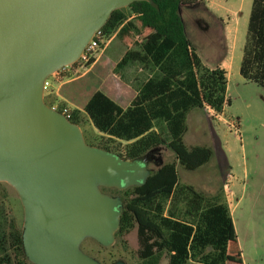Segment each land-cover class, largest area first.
I'll list each match as a JSON object with an SVG mask.
<instances>
[{
	"label": "trees",
	"instance_id": "16d2710c",
	"mask_svg": "<svg viewBox=\"0 0 264 264\" xmlns=\"http://www.w3.org/2000/svg\"><path fill=\"white\" fill-rule=\"evenodd\" d=\"M198 1H135L114 10L99 31L106 36L115 34L122 54L117 53L114 60L101 58L92 74L72 81L76 83L73 88L64 87L66 84L60 88V95L77 107L68 108L71 122L79 126L84 113L100 138L116 142L114 147L108 143L98 147L126 160L146 156L161 145L174 154V161L149 170L141 186L125 190L100 187L122 200L115 236L136 228L140 264H158L162 252L168 256V264H242L222 195L207 196L180 183L176 173L177 165L194 170L212 157L209 147L184 144L187 112L205 109L210 117H216L230 104L226 69L205 65L184 32L179 6ZM112 61L116 71L138 64L152 72L137 86L127 105L117 103L98 87L109 74ZM239 75L264 87V0L251 2ZM64 104L61 102L57 111L62 112ZM4 222L5 213L0 209V254L5 246L1 241L6 233ZM6 234L26 258L22 229L13 226Z\"/></svg>",
	"mask_w": 264,
	"mask_h": 264
},
{
	"label": "water",
	"instance_id": "95a60500",
	"mask_svg": "<svg viewBox=\"0 0 264 264\" xmlns=\"http://www.w3.org/2000/svg\"><path fill=\"white\" fill-rule=\"evenodd\" d=\"M135 1L148 0H0V182L22 205L32 264H101L80 244L110 246L123 204L100 187L141 186L150 173L147 155L126 160L87 144L79 126L43 100L44 80Z\"/></svg>",
	"mask_w": 264,
	"mask_h": 264
},
{
	"label": "rangeland",
	"instance_id": "374dc122",
	"mask_svg": "<svg viewBox=\"0 0 264 264\" xmlns=\"http://www.w3.org/2000/svg\"><path fill=\"white\" fill-rule=\"evenodd\" d=\"M251 2L252 0H199L194 5L179 6L178 12L185 35L202 62L209 67L219 65L227 70V97L230 104L225 107L220 118L210 117L205 109L192 108L187 112L186 131L182 137L184 144L188 147H209L212 157L194 170H186L177 165L176 173L180 183L192 185L207 196H220L231 182L241 184V179L245 180L246 198H251L248 202L252 201V193L256 197V217L260 212L261 201L264 209V194H261L264 187V87L246 81L239 75ZM116 43L117 39L112 37L99 60H114L117 53L122 54V49H118ZM114 62L109 64V74L100 81L98 87L117 103L126 105L135 94L137 86L150 77L152 72L138 64H129L116 71ZM90 74L92 71L86 75ZM74 85L76 83L70 81L64 87L73 88ZM56 86L57 84L53 87L56 89ZM43 100L56 107L64 102L65 107L68 106L71 110L76 108L66 104L58 95L52 96L46 92ZM81 119L79 128L87 144L98 147L108 143L114 147L116 142L100 138L84 113L81 114ZM163 135L165 138V134ZM147 157L149 170H155L161 164L175 159L173 152L165 145L152 149ZM246 203L247 200L244 201L245 205ZM168 206L166 204V208ZM0 209L5 213L3 229L6 233L13 226L23 228V209L18 195L4 182H0ZM261 220L264 228V216ZM6 233L1 240L5 242V246L0 254V264H32L18 253ZM256 244L258 246L255 248L247 247L244 264H264V232ZM138 247L136 228L115 236L114 242L108 247L101 246L91 238L81 243V249L101 264H113L118 260L126 264H140ZM158 264H168L165 252L160 255Z\"/></svg>",
	"mask_w": 264,
	"mask_h": 264
},
{
	"label": "crops",
	"instance_id": "0c3cea01",
	"mask_svg": "<svg viewBox=\"0 0 264 264\" xmlns=\"http://www.w3.org/2000/svg\"><path fill=\"white\" fill-rule=\"evenodd\" d=\"M231 57H232V54H231ZM98 61H99V57L90 65L87 71L80 73V74L74 73L72 75L71 74L72 71H68V72L60 71V76L53 79L51 88L49 89V92L47 94L52 95V96L58 95V97L61 100L65 101L66 104L68 103L69 106L76 107L74 104L66 100L62 95H60V88L62 85L66 84L67 82L79 79L85 76L87 73L89 74ZM55 84H57L56 89L53 87ZM227 87H228V82L226 85V96H227ZM50 107H56V106L52 105ZM222 114L216 117L220 118ZM246 194H247L246 181L242 179H241V184L236 181L231 182V184L227 186L226 189L223 190V194H222V197H223L222 199L226 202L231 219H232V224H233V228H234L235 235H236V241L240 249L242 264H244L245 251L247 247L248 246H254V248L257 247L258 244L256 243L261 239V235L264 232V228H263V224L261 220V218H263L264 216V209H262L263 201H261L260 212L255 217L254 216V211H255L254 206L256 207L257 203H255L254 201L256 197L253 196L252 195L253 193H252L251 194L252 201L248 202V200H250L251 198L250 196L246 198ZM261 194H264V187L262 188ZM246 200H247V203L245 205L244 201ZM259 216H260V219H258ZM250 242H253L254 244H250Z\"/></svg>",
	"mask_w": 264,
	"mask_h": 264
},
{
	"label": "built area",
	"instance_id": "2783aa9c",
	"mask_svg": "<svg viewBox=\"0 0 264 264\" xmlns=\"http://www.w3.org/2000/svg\"><path fill=\"white\" fill-rule=\"evenodd\" d=\"M112 37H114V34H112L111 36H106L105 34L101 33L99 30L95 32L74 63L63 67L58 71H55L44 80L43 94L44 92L46 93L49 92L53 79L60 76V71H64V72L72 71L71 73L72 75L74 73L80 74L87 71L90 65L103 53V50L109 45ZM51 108L56 109V107H51ZM61 110H62L61 113H63L68 118L70 114L69 109L67 107H63L61 108Z\"/></svg>",
	"mask_w": 264,
	"mask_h": 264
},
{
	"label": "flooded vegetation",
	"instance_id": "af4514ba",
	"mask_svg": "<svg viewBox=\"0 0 264 264\" xmlns=\"http://www.w3.org/2000/svg\"><path fill=\"white\" fill-rule=\"evenodd\" d=\"M85 239H88V238H85ZM85 239H84V240H85ZM84 240H83V241H84ZM83 241H82V242H83ZM80 248H81V244H80ZM81 250H82V249H81ZM82 251H83V250H82ZM83 252H84V251H83ZM86 254H87V253H86ZM113 264H114V263H113Z\"/></svg>",
	"mask_w": 264,
	"mask_h": 264
}]
</instances>
